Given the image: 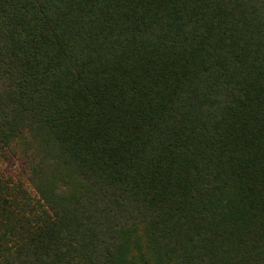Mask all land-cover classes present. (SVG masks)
<instances>
[{
  "label": "trees",
  "instance_id": "obj_1",
  "mask_svg": "<svg viewBox=\"0 0 264 264\" xmlns=\"http://www.w3.org/2000/svg\"><path fill=\"white\" fill-rule=\"evenodd\" d=\"M8 153L0 264H264V0H0Z\"/></svg>",
  "mask_w": 264,
  "mask_h": 264
},
{
  "label": "rangeland",
  "instance_id": "obj_2",
  "mask_svg": "<svg viewBox=\"0 0 264 264\" xmlns=\"http://www.w3.org/2000/svg\"><path fill=\"white\" fill-rule=\"evenodd\" d=\"M24 168L25 159L15 156L12 153H8L4 157L0 156V177H3L5 180H10L11 184L21 183L23 187L29 189L33 196H38L37 189L24 174Z\"/></svg>",
  "mask_w": 264,
  "mask_h": 264
}]
</instances>
